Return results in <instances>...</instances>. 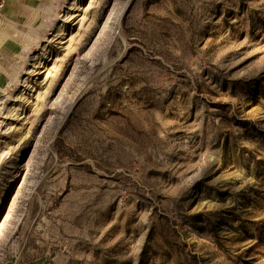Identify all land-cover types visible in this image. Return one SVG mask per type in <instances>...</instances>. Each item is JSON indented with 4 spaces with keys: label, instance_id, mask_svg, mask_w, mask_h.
I'll list each match as a JSON object with an SVG mask.
<instances>
[{
    "label": "rangeland",
    "instance_id": "1",
    "mask_svg": "<svg viewBox=\"0 0 264 264\" xmlns=\"http://www.w3.org/2000/svg\"><path fill=\"white\" fill-rule=\"evenodd\" d=\"M0 264H264V0H0Z\"/></svg>",
    "mask_w": 264,
    "mask_h": 264
}]
</instances>
